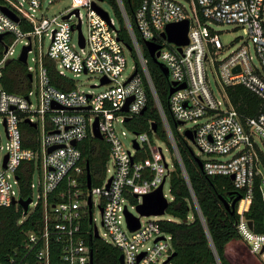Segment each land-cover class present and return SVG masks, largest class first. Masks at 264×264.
I'll list each match as a JSON object with an SVG mask.
<instances>
[{"label": "built area", "instance_id": "1", "mask_svg": "<svg viewBox=\"0 0 264 264\" xmlns=\"http://www.w3.org/2000/svg\"><path fill=\"white\" fill-rule=\"evenodd\" d=\"M99 1L75 0L74 7L49 17L43 12L45 3L54 0H0V205L20 207L21 223L39 207L43 211L35 227L27 231L21 250L7 264H91L90 230L85 227L86 221L90 223V196L91 234L97 226V197L104 228L98 238L118 247L124 264H177L171 258L172 236L163 231L160 220L143 222L141 217L145 215H135L129 207L138 210L144 195L163 182L165 185L175 161L188 178L149 69L145 41L161 46L158 59L169 69L170 89L186 84L170 94V109L178 122L177 131L199 147L200 154L193 151L203 161V172L234 175L235 187L245 190L246 196L238 204V229L251 253L264 260V232L254 231L245 216L257 177L264 196V0H141L136 13L137 30L125 12L123 0H117L131 37V50L120 38L115 19L95 9L94 3L100 6ZM81 7L88 10L87 35L83 33ZM4 8L18 15L20 21ZM184 20H189L187 44L178 45L163 36L169 24ZM213 24L245 27L248 38L225 44L221 31ZM46 38L50 44L45 50ZM19 42L22 50L15 56ZM29 45L25 64L29 77L32 75V86L25 94L10 92L2 83L4 68L12 60H20L24 47ZM128 51L136 62L132 73L124 77ZM47 59L54 62L60 76L72 80V88L63 90L51 82ZM68 72L77 76L98 73L99 86L105 88L98 93L81 90ZM239 84L260 98L262 108L256 116H243L232 102L228 87ZM149 91L167 133L172 164L154 141L158 136L154 121H149L150 131L131 130L133 150L123 142L127 130L120 132L117 126L143 114ZM97 118L103 139L109 143V157L102 183L92 182L88 188L87 163L78 144L96 137L93 126ZM24 123L28 125L26 131ZM187 123L190 126L183 130L182 125ZM187 130L194 140L186 135ZM26 139L34 146H25ZM20 173H31L28 196L21 194ZM164 195L169 202L173 199L165 191ZM28 197L32 201L25 213L15 201ZM126 210L139 217V228L129 226Z\"/></svg>", "mask_w": 264, "mask_h": 264}, {"label": "trees", "instance_id": "2", "mask_svg": "<svg viewBox=\"0 0 264 264\" xmlns=\"http://www.w3.org/2000/svg\"><path fill=\"white\" fill-rule=\"evenodd\" d=\"M108 1L113 5L120 23V38L131 45L125 17L117 0ZM140 2L141 0H123L125 12L136 30V13ZM140 41L143 43L141 38ZM144 48L158 97L171 122L188 176L186 178L180 164L175 161V169L170 177L173 199L167 209L168 218L160 220L163 231L172 236L173 261L177 264H264L260 255L251 253L250 245L238 229L239 202L235 209L232 204L238 195L243 198L246 196L245 190L236 188L228 175H208L200 168L190 142L177 131L178 122L173 118L170 109V81L161 66L152 59L146 47ZM45 65L55 86L63 90L73 87L72 80L56 72L52 60H45ZM2 83L10 92L25 94L32 86L26 64L18 59L8 63L4 68ZM228 93L243 116L252 117L260 112V98L247 87L241 84L228 87ZM150 120L157 124L158 136L168 141L151 91L146 111L126 124L130 130L136 132L150 131ZM23 129L28 130L26 123L23 124ZM24 145L34 146V143L26 139ZM78 146L82 149L85 163L90 165L93 184L102 183L109 157V143L91 136L79 142ZM142 155L145 156L144 153ZM30 179L31 173H20L23 196L31 194L27 187ZM260 182V177H257L250 207L245 212L256 232H264V196ZM42 214V208L39 207L21 223L23 212L20 207L0 205V264H7L18 254L17 250L23 247L27 231L35 227V220H39ZM85 227L90 230L89 239L92 228L88 221ZM93 249L94 264H120L122 251L118 247L94 238Z\"/></svg>", "mask_w": 264, "mask_h": 264}, {"label": "rangeland", "instance_id": "3", "mask_svg": "<svg viewBox=\"0 0 264 264\" xmlns=\"http://www.w3.org/2000/svg\"><path fill=\"white\" fill-rule=\"evenodd\" d=\"M100 6L105 9L106 11L109 12V14L111 15V17H113L116 21L117 27L120 26L116 11L113 7V5L108 1V0H101L99 1ZM75 6V0H54V3L49 4L48 2L45 3V7H44V13L46 15H48L49 17H52L54 15H59L62 12L70 9L71 7ZM81 12L84 18V25H83V33L85 35L88 34V10L86 7H81ZM214 27H216V29L221 31V39L225 44H230L233 41H235L236 39H247L248 38V31L246 30L245 27H236L233 24H213ZM75 40H76V35H75ZM50 44V39L46 38L45 39V43H44V49L46 50L48 48ZM22 45L20 42L16 44L15 48H16V53L15 56H18L19 53L22 50ZM126 56H127V67L125 69V71L123 72V76L127 77L129 76L132 71H133V65L135 64V59L132 56V54L128 51L126 52ZM32 63V62H31ZM68 75L70 77H72L75 80L76 86L84 91H94L96 93L103 91L105 87L103 86H99L101 84V75H99L98 73H81L79 76L74 75L73 72H68ZM211 77L213 80V83H215V79L216 76L214 74V71H211ZM92 85H97V87H93ZM118 129L121 132L122 129L127 130V135L123 136V142L125 144V146L130 149L133 150V145H132V140L134 139V134L131 132V130L129 129V127L127 126V124L119 122L117 123ZM188 126H190V124H183V130L185 128H187ZM154 141L157 144V146H160L163 148V151L167 157V161L172 164L174 162L173 159V155L170 149V144L168 141L158 137V136H154ZM193 150L195 151L196 154H200V149L199 147L194 143L191 142L190 143ZM203 158H206V155H201ZM226 157V156H225ZM35 180L38 178L35 175ZM170 187H171V179L168 178L165 182L164 185V191L165 193L168 194L169 197H171V191H170ZM95 201H96V206L94 207V217H95V221L96 224L98 226L99 232L102 235L104 232V228L102 226V213H101V209L98 206V198L95 197ZM131 212H133L135 215H140V212L136 209V208H132L131 205H129ZM168 218V214H162V215H145L141 217V220L143 222L147 221V220H161V219H167Z\"/></svg>", "mask_w": 264, "mask_h": 264}, {"label": "water", "instance_id": "4", "mask_svg": "<svg viewBox=\"0 0 264 264\" xmlns=\"http://www.w3.org/2000/svg\"><path fill=\"white\" fill-rule=\"evenodd\" d=\"M94 7L97 11H99L104 17L109 18V13L108 11L104 10L103 8H101L97 3H94ZM5 12H7L14 20L16 21H20V17L18 15H16L15 13L11 12L9 9L4 8ZM76 12H78V10H76ZM69 15H67L66 17H69ZM79 30H80V35L82 38V45H84V41H83V36H82V32H81V25L78 26ZM188 31H189V20H184L178 23H171L166 27V31L163 33L164 37H167L169 41L171 42H175L178 45H183V44H187L189 42L188 39ZM3 39V34H0V42ZM145 45L146 48L150 54V56L152 57V59L158 63L163 72L165 73V75L168 77L169 76V69L167 68V66L164 65V63H162L159 59L158 56L160 55V52L158 51L159 48H161V46L157 43H155L154 41H145ZM31 49V46H25L24 50L20 56V61L22 62H26L27 61V56H28V51ZM129 49H132V46L129 45ZM30 77L32 78V75L30 74ZM106 79L103 78L102 81L104 82ZM186 84L183 83L179 86L176 87H171L170 89V94H172L176 89L178 88H183L185 87ZM133 99L130 98L128 100V103L126 104V106L123 108L124 111L128 110V104L131 102V100ZM146 111V108L143 109L142 113H144ZM127 120H129V118H127ZM153 129L156 131L157 130V124L154 123L153 124ZM93 130H94V134L97 138L103 139V135L100 132L99 129V119L97 118L94 126H93ZM186 135L194 140V136L193 133L190 130L186 131ZM74 144H76V142H73ZM136 148H139V144L136 142L135 143ZM54 148V147H53ZM53 148H51L50 150H52ZM194 153V151H193ZM8 159V156H6L5 158V165H6V161ZM197 162L200 166V168L203 170V161L200 158H197ZM234 175H231V178L234 179ZM92 174H91V169H90V165L89 163H87V183H88V188L92 187ZM163 187H164V182L159 186V188L157 190H155L152 193L146 194L143 196V203L138 205V210L140 211L141 214L143 215H151V214H155V215H162L167 213V209L169 206V201L167 200V198L164 195V191H163ZM241 199H243V197L241 195H238L236 197V199L233 201V209L236 208V204L237 202H239ZM32 201L31 197H28L27 199L24 198H20L18 201H15V203H19V205L24 209V212L27 213L29 210V204ZM89 201H90V223H92V197H89ZM127 221L129 226L135 230L137 228L140 227V219L139 217L134 216L133 214H131L130 212H127ZM250 226L252 227V223L249 222ZM99 237V231L97 226H94V232L90 235L89 240H90V246H91V264H94V249H93V241L94 238H98ZM264 251V249H263ZM174 254H172L171 258L173 257ZM120 264H124V255L121 254L120 256Z\"/></svg>", "mask_w": 264, "mask_h": 264}]
</instances>
